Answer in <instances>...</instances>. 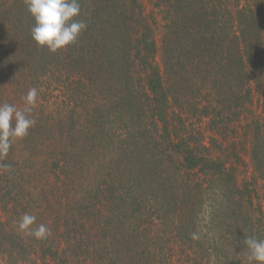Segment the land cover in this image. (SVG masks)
<instances>
[{
	"label": "trees",
	"instance_id": "1",
	"mask_svg": "<svg viewBox=\"0 0 264 264\" xmlns=\"http://www.w3.org/2000/svg\"><path fill=\"white\" fill-rule=\"evenodd\" d=\"M148 1L161 15L160 30L155 26L152 13L143 14L138 0H80L81 14L77 19L85 21L87 29L74 45L56 53L38 47L31 38L34 21L24 3L9 24L0 22V103L10 104L8 90L9 78L14 75L13 57L21 50L25 66L33 64L31 70L38 67L39 76L46 77L54 68L58 69V65L70 71L83 63L85 69L71 72L72 78L76 77L78 85L86 86L88 94L110 96L112 110L119 111L122 104L120 113L124 114L127 108L131 115L145 102L144 109L150 115V124L155 127L158 138L154 134L145 136L147 131L138 133L140 121L131 123L122 149L129 155L125 164L129 170L139 155L141 163H145V170L154 172L157 152L152 157L147 152L157 151L160 146L155 138H161L164 149L159 153L176 154L186 170L195 171L192 187L188 181L180 184L188 194V198L180 202L183 210L197 218L205 195L210 200L205 191L216 187L226 197L220 206L225 216L228 213V218L211 228L226 222L235 233H240L247 225L252 227L249 221L255 229L262 227V220L256 212H248V207L252 208L254 195H259L257 199L260 201L264 200V0ZM156 30L161 33L160 47L155 39ZM17 45L21 47L15 51ZM159 49L161 67L155 63ZM54 58L55 63H52ZM58 72L65 73L60 69ZM84 79L87 83L83 82ZM97 84L101 88L95 91ZM109 112L116 118V112ZM33 115L36 119L35 111ZM192 118L202 120V125L205 120L204 127L209 128L202 130L203 134L209 131V136L200 137L198 145L191 143L196 138L191 132L187 133ZM36 120L28 136L16 140L8 156L0 161L10 164L13 169L11 174L0 173V264H4L3 261L25 264L28 255L37 249L42 251L41 257L51 254L54 264H78L76 257L90 253L92 241H100L105 247L104 252L98 250L95 253L97 264H174L168 254H160L153 261L152 254H156L144 239L139 238L138 214L136 223L127 224L128 218L114 219L112 211L104 223L103 206L108 209L109 206L95 203V198L90 200L89 206L75 203L74 211L69 212L65 209L66 201L61 204L63 200L57 199L56 183L50 185L54 198H51L46 213L49 219L56 218L45 224L47 220L43 213H31L51 229L47 239L39 240V246L33 242L26 244L21 231L9 227L6 215L12 216L10 213L16 209L11 206L13 198L7 188L13 183H21L24 175L21 165L27 157L35 166L28 182L36 177V166L46 162L50 170L68 172L69 169L65 159L66 155H71V149L64 146L67 147L64 153L60 147L65 141L59 133L61 122L48 115L44 123L42 119ZM89 134H93L92 140L88 139ZM119 136V133L113 134L109 139L116 140ZM100 138V131L89 129L84 143L78 148L96 150L99 144L96 140ZM205 138H209V146L204 141L201 143ZM241 141L250 145V154L256 164L255 175L243 183L236 176L241 157L235 145H243ZM230 142L232 148L226 152ZM169 147L170 151H165ZM230 158L237 164L230 162ZM42 193L44 195L45 191ZM124 196L122 201L129 207L142 202V198L130 196L129 192ZM169 196L174 195L169 193ZM122 201L120 203L124 205ZM189 213L185 216H192ZM63 232L66 239L60 236ZM263 232H259L258 238L263 239ZM186 233L190 234L191 230ZM61 240L66 245L64 249ZM218 244L216 241L213 246ZM36 261L34 264H38Z\"/></svg>",
	"mask_w": 264,
	"mask_h": 264
},
{
	"label": "rangeland",
	"instance_id": "2",
	"mask_svg": "<svg viewBox=\"0 0 264 264\" xmlns=\"http://www.w3.org/2000/svg\"><path fill=\"white\" fill-rule=\"evenodd\" d=\"M138 1L141 4L143 14L148 15L152 13V16L156 20L155 26L160 30L162 21L159 12L152 7L148 0ZM12 4L16 5L12 7ZM20 7H24V0H0V22L9 24V20L11 21L17 17ZM155 39L157 45L160 47L161 33H158V30H156ZM25 43L24 41V45ZM14 47L16 48L15 51H18L21 45ZM51 62L55 63V58ZM155 63L160 67L162 65L160 49L156 55ZM25 64L24 52L21 50L17 53L16 57H13L14 75L9 78L10 86L8 90L10 104L22 108L24 106L23 97L30 88L35 87L38 90V101L34 109L36 119H42L44 123L48 115V117L54 118V121L57 119L61 122L59 133L65 137V141L61 142L60 147H63L64 153L67 147L71 149V155H66L65 159L69 164V169L67 168L68 172L60 169L58 171L50 170L49 163L46 162L44 165L36 166V177L32 178L30 182H28L29 176L35 166L31 163L29 157L22 163L24 175L21 183L19 185L13 183V185L7 188V191H10V197L13 198L11 206L16 209L15 212L10 213L12 216L6 215L11 229L20 231L17 228L16 221L24 213H43L47 220L45 224L50 223L56 218L54 216L49 219L50 216L46 215L50 209L48 207L51 198H54L53 194L51 195L52 187L50 185L56 183L57 189L55 191L57 199L63 200L61 204L66 201L65 209L69 212L74 211L75 203L78 204L77 206L82 204L89 206L90 200L95 198V203L98 202L101 205L109 206V209L103 206L104 214L102 219L105 220L104 223H106V217L112 211L114 219L125 220L128 218L127 224H130L131 221L136 223L135 217L138 214L140 217L139 238L144 239L148 247L156 254L155 256L152 254L153 261L157 260L160 254L161 256L168 254V257L171 256L172 261L178 264L180 262L181 264H249L248 250L243 244L244 234L258 237L261 231H264L262 229L264 225L255 229L252 222L249 221L252 227L247 225L245 230L240 233H235L234 229H231L232 226L226 222L219 224L217 228H211L210 226L215 225L220 220H227L228 218V213L225 216L224 210L220 206L226 197H223L221 191H218L216 187H214V190L208 188L205 191L210 200L205 195L197 218L193 214L183 210L180 202L181 199L186 200L188 194L183 190L184 188L180 187V184L181 182L188 181L189 186L192 187L194 178L192 174L195 171L186 170L176 154L167 156L166 154L159 153L161 152L160 149H164V146L161 144V138H155L160 148L158 147L157 151L150 150V152H147L151 154L150 157H152L153 153L157 152L155 155V159H158L156 163L157 168L154 172L152 170L151 172L145 170V163H141L139 155L134 159V166L131 170L125 166L129 155L124 153L122 149L124 148L125 139L128 137L127 133L132 122H141V126L137 128L138 133L140 131H147L148 133H144L145 136L151 134H154V137L156 136L155 133L157 131L150 124V115L144 109L145 102L142 103L141 109L139 108V110L133 112L131 115L128 113L129 110L127 108L124 114L120 113L123 107L122 104L119 111L112 110L113 104L108 99L110 96L102 97L100 94H97L96 97L95 93L89 92L88 94V88L78 85L75 82L77 80L76 77L72 78L71 72L83 71L85 69L82 66L83 63H79L76 70L70 71H66L65 68L58 65V69L54 68L46 77L39 76L40 71L38 67L31 70L30 67L33 64L28 67ZM59 69L65 71V73L58 72ZM98 71L99 69L97 68ZM18 72L20 73L18 74ZM25 78L27 79V85L25 84ZM83 82L87 83L86 79ZM97 85L95 91L101 88L100 84ZM103 95L106 96L107 94L103 91ZM110 110L116 112H114L116 118L109 112ZM201 121L192 118L190 119L191 127H187V133L191 132V135L196 138L195 141H191L194 145L200 143V137L209 136V131H204L203 134L202 130L209 128L207 125L204 127L205 120L203 121V125ZM39 128L42 129V127ZM242 128L240 127L241 131H243ZM89 129H97L101 132V138L98 141L96 140V143H99L98 145L96 144L98 149L82 151L78 147L84 143L85 133ZM118 133L121 134L118 139H109L110 136ZM158 133H160L159 130ZM92 136L93 134H89L88 139L92 140ZM203 141L209 146V138L202 139L201 143ZM241 142H243V145H235L236 149L240 150L241 164H237L231 158L230 162L232 161L234 165L237 164L236 176L243 183L246 180H251V176L255 175L253 171L256 164L250 154V145H246L244 141ZM18 146L19 144L16 147ZM231 146L232 143L230 142L226 152H230ZM165 151H170V147ZM49 162L52 163V161ZM43 191H45L44 195ZM3 192L5 191L3 190ZM127 192H129L130 196L142 198L141 204L129 207L126 202L122 201ZM169 193L174 196L170 198ZM258 196L254 195L252 208L249 206L248 212H256L262 220V224H264V200L260 201V199H257ZM152 199L157 203L150 201ZM18 212L23 213L17 214ZM188 213L192 216H185ZM9 217L11 218L9 219ZM179 217L182 218L179 219ZM39 224L41 222L36 219V225ZM118 224L121 225V223ZM181 226L184 228H181ZM190 230V234L186 233ZM21 233L26 244L33 242V245H40L41 242L38 239L24 232ZM193 233L198 234L199 239H192ZM261 235H263L264 239V232ZM60 236L66 239L64 232ZM216 241L219 244L213 246ZM61 244H63L64 249L66 245L62 240ZM102 245L100 241L99 243L92 241V244L89 246L91 252L76 257L78 264H97L98 260L95 253L98 250L105 251V247H102ZM27 248L29 249V247ZM35 251L30 256L28 255L29 258L27 257L28 259H26L25 264H34L35 260H37L38 264H43V261L44 263L46 261V264H54L51 260L53 258L51 254L46 253L45 257H41L43 255L42 251L39 249ZM76 251L78 252L77 247ZM3 263L7 264L5 261Z\"/></svg>",
	"mask_w": 264,
	"mask_h": 264
},
{
	"label": "clouds",
	"instance_id": "3",
	"mask_svg": "<svg viewBox=\"0 0 264 264\" xmlns=\"http://www.w3.org/2000/svg\"><path fill=\"white\" fill-rule=\"evenodd\" d=\"M29 15L33 18L31 38L38 47L47 48L51 53L74 45L87 23L77 17L81 14L80 0H24ZM38 101V90L30 88L23 97L24 106L0 103V161L9 154L13 143L28 136L37 120L33 112ZM12 166L0 163V173L11 174ZM36 216L24 213L17 221V228L38 240L47 239L51 229L41 223L36 225ZM243 244L248 250L249 264H264V239L244 234ZM192 239H199L193 233Z\"/></svg>",
	"mask_w": 264,
	"mask_h": 264
}]
</instances>
